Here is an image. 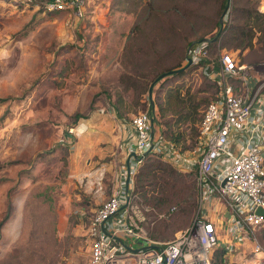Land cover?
<instances>
[{
	"label": "rangeland",
	"instance_id": "374dc122",
	"mask_svg": "<svg viewBox=\"0 0 264 264\" xmlns=\"http://www.w3.org/2000/svg\"><path fill=\"white\" fill-rule=\"evenodd\" d=\"M214 1L203 6L207 16L217 8ZM134 2L84 0L83 16L77 18L75 11H49L40 0H0V98H6L0 101V221L11 210L0 232V264H87L89 219L117 185L126 156L125 129L134 115L152 112L157 126L160 120L165 128L164 122L172 124L170 131L179 134L180 146L195 147V120L215 97L218 83L191 66L184 74L158 80L151 103L150 84L127 73L143 71L154 45L153 53L159 48L163 56L167 47L156 42L143 54L140 45L137 67L127 66L122 51L134 21ZM233 2L223 27L234 22ZM261 2L257 13H263ZM194 5L187 1L182 6L189 10ZM169 18L175 26H187L176 15ZM253 32L251 48L242 53L225 50L247 66L248 76L264 83V32ZM222 50L213 51L212 59ZM118 97L128 102L120 114ZM185 112L191 115L183 122L179 117ZM75 114L85 118L75 121ZM152 160L172 166L160 156ZM140 167L141 162L133 179ZM197 202L199 207V198ZM147 203L140 204L148 206V238L166 243L180 230L195 227L199 208L186 213L177 205L157 209ZM216 205L221 208L210 210L212 220L226 210L221 202ZM125 241L136 249L146 244L130 237ZM257 253L264 264L263 228L225 258L228 264H240Z\"/></svg>",
	"mask_w": 264,
	"mask_h": 264
},
{
	"label": "built area",
	"instance_id": "2783aa9c",
	"mask_svg": "<svg viewBox=\"0 0 264 264\" xmlns=\"http://www.w3.org/2000/svg\"><path fill=\"white\" fill-rule=\"evenodd\" d=\"M42 2L49 11L71 10L77 18L83 16L84 0ZM258 9L264 13V8ZM211 41L194 42L187 52L191 65H199L205 76L218 83L215 97L202 111L195 147L181 150L164 137L152 112L143 111L131 118L125 129L128 155L117 185L89 219L87 264H212L214 248L232 253L257 228L264 229V215L256 212L264 209V83L248 76L247 66L239 64L230 51L219 53L215 68L210 59ZM148 154L161 155L178 170L195 172L200 204L192 224L195 227L180 230L166 243L147 237L144 223L148 206L133 195V175ZM218 202L226 210L223 216L214 214L212 220L209 212L221 208ZM128 237L146 244L133 248L125 241ZM262 260L257 253L240 264H262Z\"/></svg>",
	"mask_w": 264,
	"mask_h": 264
},
{
	"label": "trees",
	"instance_id": "16d2710c",
	"mask_svg": "<svg viewBox=\"0 0 264 264\" xmlns=\"http://www.w3.org/2000/svg\"><path fill=\"white\" fill-rule=\"evenodd\" d=\"M132 1L134 0H119V5L128 2L132 3ZM187 1L194 2L195 7L192 6L189 10L184 9L182 5ZM233 1L232 12L234 13V22L223 27L219 23V20L224 10L229 7L230 0H215L214 5L216 4L217 8L208 16L204 12L205 7L203 6L205 3H209L210 0H136L132 12L134 21L129 32L125 35L126 42L122 51V54L124 53L126 57L127 66H131L129 63L136 66L135 57L136 59L138 56L142 57V55H137L140 45L141 52L145 54L148 51L147 47L156 44V42L157 44L162 42L167 47L165 51L167 55L163 56V52L159 48L157 49L159 52L154 54L153 52L156 51L155 47H157L154 45L153 49L150 48L152 56L150 54L148 56L151 57L150 63L145 64V61V65L143 64L140 68L143 71L138 73V75L136 72L133 74L129 70L127 73L129 78L134 79L137 76L141 81L143 80L145 85L148 83L151 85L159 75L185 67L187 65L189 47L192 43L202 39L208 38L212 40L209 44L210 59L214 62L215 68L218 66V57L216 60H213L212 54L218 49L224 48L222 51H228L225 48H229L242 53L247 48H251L252 40L255 36L253 30L257 28L261 33L264 32V14L257 13L256 11V6L259 2L261 3V0H245L243 4L240 0ZM173 15H176L179 19H183L187 26L181 27L172 24L169 16ZM221 27H223L222 30ZM142 60H137V65L140 66ZM208 61L209 59L201 64H205ZM191 66L200 68L199 65L190 64L187 66L188 68L186 67L184 70L174 74H184L192 69ZM131 89L134 90V87ZM0 101H6V98H0ZM127 103L125 97H118L116 105L118 106L117 111L119 114L121 112L120 108ZM191 108L193 112L197 113L193 103H191ZM158 109L161 110L160 105H158ZM190 115V113L185 112L179 117V120L183 122L189 121ZM201 115L200 118L195 120L194 124L196 125L193 128L195 138L192 142H196ZM80 118H85V116L81 114L74 115L75 121ZM164 123L167 128H165L161 120L158 122L159 132L166 138L170 137V140L180 146L181 138L179 134L170 131L172 124L170 125L169 121ZM169 132L171 135H167ZM180 148L181 150H191L189 146H184V144ZM159 156L161 157L159 154H148L143 157L141 167L134 179L133 195L136 196L135 200L139 203L141 201L148 202L147 204L157 209L177 205L186 213L193 212L198 204V189L194 170L186 172L177 170L160 160L149 161L152 157L159 158ZM150 190L152 192L156 191V194H149L148 191ZM10 212L9 208L6 215L0 221V232ZM226 254L227 252L224 248H214L211 253V263L228 264L225 258Z\"/></svg>",
	"mask_w": 264,
	"mask_h": 264
},
{
	"label": "water",
	"instance_id": "95a60500",
	"mask_svg": "<svg viewBox=\"0 0 264 264\" xmlns=\"http://www.w3.org/2000/svg\"><path fill=\"white\" fill-rule=\"evenodd\" d=\"M227 9H228V7L224 10L223 14H222L221 17H220L219 23L221 24V26L223 25V20H224V17H225V15H226ZM221 29H222V27H221ZM220 31H221V30H220ZM190 64H191L190 59L187 58V65H186L185 67H183V68H181V69H178V70H173V71H170V72L163 73V74L159 75V76L156 78V80L151 84V86L149 87V90H148V97H149L151 103H152V89H153V85H154L158 80L162 79L163 77H165V76H167V75L174 74V73H178V72L184 70V69H185L187 66H189ZM152 108H153V104H152ZM153 119H154V116H153ZM256 212H257V214H263V215H264V209H262V208H258V209L256 210Z\"/></svg>",
	"mask_w": 264,
	"mask_h": 264
},
{
	"label": "crops",
	"instance_id": "0c3cea01",
	"mask_svg": "<svg viewBox=\"0 0 264 264\" xmlns=\"http://www.w3.org/2000/svg\"><path fill=\"white\" fill-rule=\"evenodd\" d=\"M125 151H126V150H125ZM125 155H126V156L128 155L127 152H125ZM126 156H125V157H126ZM125 157H124V158H125ZM124 158H123V159H124Z\"/></svg>",
	"mask_w": 264,
	"mask_h": 264
}]
</instances>
